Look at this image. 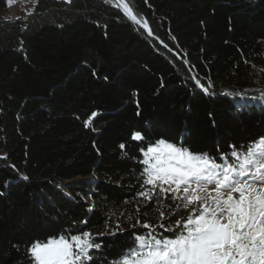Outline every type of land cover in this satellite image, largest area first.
Wrapping results in <instances>:
<instances>
[{"label":"trees","instance_id":"obj_1","mask_svg":"<svg viewBox=\"0 0 264 264\" xmlns=\"http://www.w3.org/2000/svg\"><path fill=\"white\" fill-rule=\"evenodd\" d=\"M9 1L0 0V264H32L36 241L103 232L110 211L136 215L142 147L164 139L217 156L264 137V107L239 108L226 93L264 85V0H127L155 38L105 0H38L17 18ZM122 227L97 236L93 264H112L146 231Z\"/></svg>","mask_w":264,"mask_h":264},{"label":"snow or ice","instance_id":"obj_2","mask_svg":"<svg viewBox=\"0 0 264 264\" xmlns=\"http://www.w3.org/2000/svg\"><path fill=\"white\" fill-rule=\"evenodd\" d=\"M116 6L129 21L153 35L147 21L138 18L129 3L116 0ZM192 79L209 93L211 83L205 86L196 77ZM235 95L241 100L255 99L242 93ZM96 115L91 114L85 127ZM131 139L143 141L144 136L136 131ZM119 147L125 149L123 143ZM229 150L219 152L218 147L217 156L194 153L183 144L164 139L142 147L139 163L143 167L137 177L140 189L134 197L138 201L136 215L122 212L116 216L110 211L103 232L84 230L36 241L28 248L32 264H93L95 254L104 247L97 236L123 233V220L132 229L146 231L133 232L130 246L112 264H264V137L240 148L229 145ZM142 207L145 216L149 211L156 212L158 224L141 220ZM82 223L87 224V220Z\"/></svg>","mask_w":264,"mask_h":264},{"label":"built area","instance_id":"obj_3","mask_svg":"<svg viewBox=\"0 0 264 264\" xmlns=\"http://www.w3.org/2000/svg\"><path fill=\"white\" fill-rule=\"evenodd\" d=\"M38 0H29V3L31 5V9L35 6ZM230 95L231 99L237 104L239 108H250V107H264V99H261L264 93V85H256L253 87H250L244 91H239L237 93H242L247 97H253L255 99H247V100H241L239 97H237L236 93H231L229 91L226 92Z\"/></svg>","mask_w":264,"mask_h":264},{"label":"rangeland","instance_id":"obj_4","mask_svg":"<svg viewBox=\"0 0 264 264\" xmlns=\"http://www.w3.org/2000/svg\"><path fill=\"white\" fill-rule=\"evenodd\" d=\"M125 1L128 3L127 0ZM111 2L115 5L113 0H111ZM9 4H10V16L14 18L20 17L24 11H29L31 9L29 0H10Z\"/></svg>","mask_w":264,"mask_h":264},{"label":"bare ground","instance_id":"obj_5","mask_svg":"<svg viewBox=\"0 0 264 264\" xmlns=\"http://www.w3.org/2000/svg\"><path fill=\"white\" fill-rule=\"evenodd\" d=\"M114 3L116 4V0H113ZM126 2V1H125ZM131 7V6H130ZM119 8V7H118ZM122 10V8H120ZM123 11V10H122ZM135 13V12H134ZM138 18H140L139 16H137ZM141 19V18H140ZM142 20V19H141ZM143 21V20H142ZM140 28H142L143 30L147 31L146 29H144L141 25H138Z\"/></svg>","mask_w":264,"mask_h":264},{"label":"water","instance_id":"obj_6","mask_svg":"<svg viewBox=\"0 0 264 264\" xmlns=\"http://www.w3.org/2000/svg\"><path fill=\"white\" fill-rule=\"evenodd\" d=\"M115 6H116V4H115ZM117 7V6H116ZM118 8V7H117ZM122 13H123V11L120 9V8H118ZM124 14V13H123ZM149 25V24H148ZM146 33H147V31H146ZM148 34V33H147ZM151 37H154L153 35L151 36ZM155 38V37H154ZM162 45H164V44H162Z\"/></svg>","mask_w":264,"mask_h":264}]
</instances>
